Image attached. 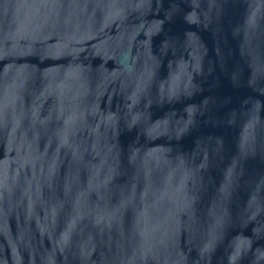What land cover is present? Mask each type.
Returning a JSON list of instances; mask_svg holds the SVG:
<instances>
[{
  "label": "water",
  "instance_id": "obj_1",
  "mask_svg": "<svg viewBox=\"0 0 264 264\" xmlns=\"http://www.w3.org/2000/svg\"><path fill=\"white\" fill-rule=\"evenodd\" d=\"M0 264H264V0H0Z\"/></svg>",
  "mask_w": 264,
  "mask_h": 264
}]
</instances>
